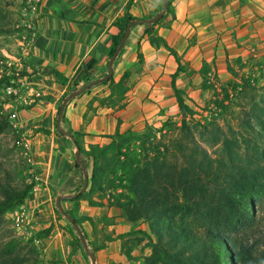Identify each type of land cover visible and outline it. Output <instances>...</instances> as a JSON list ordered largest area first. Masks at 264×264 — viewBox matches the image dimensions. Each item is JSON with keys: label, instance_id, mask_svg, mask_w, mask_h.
Segmentation results:
<instances>
[{"label": "crops", "instance_id": "crops-1", "mask_svg": "<svg viewBox=\"0 0 264 264\" xmlns=\"http://www.w3.org/2000/svg\"><path fill=\"white\" fill-rule=\"evenodd\" d=\"M26 2L23 11L26 16L22 21L27 29L20 41L22 55L14 62L17 71L7 87L14 90L11 92L14 98L11 97L8 105L21 134L31 146L37 177L22 207L34 225L46 230L51 228L43 236L41 231L35 235L33 245L35 251L41 253L42 260L34 262L92 264L83 244L73 247L75 234L69 226H59V223L65 226L70 221L66 216L67 219L61 218L54 203L59 195L74 196L82 190L85 174L89 179L88 189L92 160L86 168L76 166L77 146L69 135L57 133L56 117L58 103L66 94L109 74L112 35L119 31L115 22L124 14L128 0ZM161 3L162 0H134L130 12L141 19H150L160 13ZM172 5L173 13L167 14L155 28L158 35L179 52L186 65V71L176 78L177 87L185 91L190 83V80L185 81L186 74L192 77L188 62L194 66L199 63L200 67L203 63L208 67L212 64L210 67L215 69L217 61L219 72H224L225 47L233 45L231 31L236 30L239 36L244 35L242 40H246L252 36V26L255 32L264 30V0H172ZM146 23L132 24L122 51L113 62L115 81L126 71L130 72L125 107L104 101L112 88L109 82L101 80L67 102L64 108L65 127L82 132L87 148L91 144L108 142L107 136L118 127L121 132L133 128L147 118L150 111L178 106L172 87V75L178 63L164 46L151 44L145 33ZM205 32L204 38L202 33ZM217 32L222 34L223 41L216 39ZM204 45L210 47L212 53L203 55L200 47ZM139 50L143 53V62L138 59ZM94 199L100 200L96 196ZM102 203L91 205L86 197L62 200L65 210L82 218L81 226L90 240L107 233L115 237L131 230L132 225L122 217L120 208L111 205L108 198L102 199ZM105 218L110 222H105ZM137 228L149 231L145 225ZM121 244L122 239L116 238L108 242L95 253L96 264L125 262L127 257Z\"/></svg>", "mask_w": 264, "mask_h": 264}, {"label": "trees", "instance_id": "trees-1", "mask_svg": "<svg viewBox=\"0 0 264 264\" xmlns=\"http://www.w3.org/2000/svg\"><path fill=\"white\" fill-rule=\"evenodd\" d=\"M133 3L134 0H128L124 14L115 22L119 31L112 35L111 58L120 47L129 24L141 23L142 19L130 12ZM173 9L172 0H168V7L162 18L154 23H146L145 33L153 46H164L176 58L178 67L172 75V87L184 118L181 129L185 132L184 137L192 141L193 130L186 123V117L194 115L195 110L186 102L185 90L176 85V78L181 72L186 71V65L182 62L179 52L164 37L158 35L155 28L167 14L173 13ZM0 31H5L1 24ZM123 47L124 44L115 59L118 58ZM138 59L140 62L144 61L141 50L138 51ZM208 69V65L205 64L202 71L207 74ZM129 76L130 72L126 71L119 81H115L113 76L103 80V83L109 82L112 88L110 96L104 101H108L113 106L125 107L124 100L130 89ZM3 82L4 79H0V84ZM98 82L92 81L90 85ZM87 89L88 87L84 91ZM70 93L61 100L57 116L63 100ZM81 93L74 95L70 100ZM66 121L64 110L60 120L56 117V131L62 136L66 135V131L75 136L73 141L81 150L80 161L76 162V166L86 168L88 161L92 160L88 189L85 192L79 190L72 199L86 197L91 205H103L101 199L98 201L94 197L99 195L100 198H104L108 188H122L125 191L114 194L110 204L120 208L122 217L132 223V229L128 232L120 233L115 237L112 233H108L101 241L90 240L81 226L82 218H76L69 210H65L63 214H68L80 225L89 250L96 253L116 238L123 240L122 248L124 247L128 261L111 264H264V230L261 228V225H264V216L256 215L258 200L261 202L264 197L262 170H255L251 164L245 165L241 160L237 167L231 164L233 166L231 170H236L237 176L236 173L233 174L223 168L224 165L229 166L224 158H212L205 150L201 151L203 157L198 158L200 149L196 146V142H194L196 148L190 153L185 164L169 162L162 151L154 146L152 138L155 136L149 133L152 129L138 134L131 129L121 132L118 127L113 134H109L110 143L103 146L91 144L90 148L86 149L82 140L83 133L66 128ZM7 127L9 125L2 117L0 132ZM215 127L212 134L217 141L221 139L220 135L223 132L218 126ZM223 143L229 160L233 161L235 155L239 153L236 145L228 138H225ZM215 161L221 165L220 169L224 170L222 174L227 179L224 182L226 185L215 181V178L212 186L203 181L202 172L213 167ZM241 175L244 179L240 178ZM220 177L216 176L217 179ZM33 186V183H26L23 186L14 184L10 169L5 168L4 176H0V217L23 204ZM104 220L110 222L107 218ZM141 221L149 222L150 232L137 229ZM71 228L72 233L75 234V226ZM50 231L51 228L41 235ZM128 239L137 243L146 240L151 253L145 256L143 261H139L132 254L133 247L126 248ZM82 244L80 234H75L73 247ZM13 248L11 245L5 249L8 252ZM32 249L35 250V247L33 246ZM4 254L0 253V264H22L28 259L26 256H10L11 254L3 256Z\"/></svg>", "mask_w": 264, "mask_h": 264}, {"label": "rangeland", "instance_id": "rangeland-1", "mask_svg": "<svg viewBox=\"0 0 264 264\" xmlns=\"http://www.w3.org/2000/svg\"><path fill=\"white\" fill-rule=\"evenodd\" d=\"M26 1L0 0V24L5 30L0 31V79H4V82L0 84V119L5 118L9 125L7 129L0 132V176H4L5 168H9L14 184L19 186L26 183L35 185L36 183L33 152L21 134L19 126L15 123L14 112L10 111L11 107L8 103L11 101L12 93H8L7 87L11 85L10 79L17 71L14 62H17V57L22 55L20 41L26 33H24V29H27L22 21V18L26 16L23 13ZM254 28L255 26H252V31H250L252 36L250 35L246 40H242L245 38L244 35L239 36L236 30L231 31V44L233 43V45L225 47L227 64L225 61L224 72H219L217 61L214 64L215 69L210 67L212 64H209L208 74L202 71L205 63L200 67L199 63L194 66L188 62L187 66L192 69L193 74L192 77L186 74L185 81L189 82L190 80V83L186 86L184 97L189 106L195 110L194 115L186 117V123L193 130L194 140L191 141L184 137L185 132L181 129L184 118L180 113L179 106L175 109L169 107L156 112L150 111L147 118L141 119L130 129L135 130L138 134L152 129L149 133L155 136L152 138L154 146L162 151L169 162L185 164L190 153L197 146L200 149L198 158L203 157L201 156L203 150L212 158H224L229 166L224 165L223 168L225 167L233 174L236 173L237 176V171L231 170V164L233 163V166L237 167L241 160L243 164H251L255 170L264 172V30L259 33V31L255 32ZM217 33L216 39L223 41L222 34ZM202 34L204 38L207 36L206 32ZM200 50L203 55L212 53V49L206 45L200 47ZM215 126H218L223 132L220 135L221 139L217 141L212 134ZM107 137L109 141L100 144L101 146L111 142L109 135ZM225 138L233 142L239 151L233 161L229 160L228 152L224 147L223 140ZM194 142H196L195 147ZM83 144L86 149L91 146L89 145L87 148L86 143L83 142ZM220 167L221 165L215 161L213 167L202 172L203 181L210 186H212L214 178L220 183L226 182L227 179L222 174L224 170ZM216 176H219L220 179H217ZM240 178L244 179V176L241 175ZM122 191L125 190L108 188L104 198L111 200L114 194ZM96 197L104 199L99 195ZM258 197L260 198V196ZM54 203L61 218L67 219L59 209L57 199ZM17 210L22 212V204L0 217V253H5L3 256L10 254V256H26L30 260L22 264H35L34 260L41 261L42 257L39 251L36 250V252L32 249L35 244L34 237L46 229L34 225L27 213L24 214L25 222L18 226L14 217V212ZM256 215L257 217L264 216V197L261 202L258 200ZM130 224L132 225V223ZM140 225H145L150 232L148 221H141L138 223V226ZM59 226L61 228L69 226V230L72 232L71 226L74 225L68 222L65 226L59 223ZM261 228L264 230V225H261ZM75 231V234L79 235L76 229ZM103 237L104 234L100 236L99 241ZM126 243V248L133 247L132 254L139 261H143V258L151 253V248L146 245V240L137 243L128 239ZM10 244L14 248L7 252L5 248L10 247ZM122 249L124 252V247ZM146 252L149 254L146 255ZM127 261L128 258L125 262Z\"/></svg>", "mask_w": 264, "mask_h": 264}, {"label": "water", "instance_id": "water-1", "mask_svg": "<svg viewBox=\"0 0 264 264\" xmlns=\"http://www.w3.org/2000/svg\"><path fill=\"white\" fill-rule=\"evenodd\" d=\"M167 7H168V0H163V9H162V11H161L159 14H157L156 16H154L153 18H150V19H142L141 22H142V23H146V22L154 23V22L158 21L159 19L162 18V16H163L164 13L166 12ZM131 26H132V23L129 24V26H128V28H127V31H126V33H125L123 39H122V42H121L120 47L115 51L113 57L111 58V60H110V62H109V68H110V72H109V74H108L105 78H103V79H101V80H106V79H109L110 77L113 76V62H114V60H115L117 54L119 53L120 48H121L122 45L126 42L128 36H129V34H130ZM101 80H97V81H101ZM89 86H91V85H88V86L83 87V88H81V89H79V90H76V91L71 92V93H70V94H69V95L63 100V102H62V104H61L60 112H59V115H58V119H59V120L61 119L62 113H63V111H64V108H65L67 102H68V101H69L74 95H76V94H78V93H80V92H83V91H84L87 87H89ZM66 134L69 135V136L75 141V136H74V135L70 134V132H68V131H66ZM80 155H81V150H80V147L77 145V151H76V159H77V161H80ZM88 181H89V179H88V175L85 174V182H84V186H83V189H82L83 192H85L86 189H87ZM76 195H77V194H76ZM76 195H74V196H76ZM74 196L59 195V196L57 197V205H58L59 209H60L62 212H65V209L63 208V205H62V200L65 199L66 197H68V198H73ZM65 216H66V217L69 219V221L75 226L77 232H80L79 234H80V237H81L82 243H83V245L85 246L86 250H87L88 253H89V256H90V258H91L92 264H96V254H95L94 251H91V250L88 249V247H87V245H86L85 237H84V235L81 233V230H80L79 225H78L77 223H75L74 219H72L68 214H65Z\"/></svg>", "mask_w": 264, "mask_h": 264}, {"label": "built area", "instance_id": "built-area-1", "mask_svg": "<svg viewBox=\"0 0 264 264\" xmlns=\"http://www.w3.org/2000/svg\"><path fill=\"white\" fill-rule=\"evenodd\" d=\"M12 91L14 90L11 87H8V92L11 93ZM35 178L37 179L36 176ZM24 214H25V210H22V212L18 210L14 212V217L16 219V223L18 226H21L25 222Z\"/></svg>", "mask_w": 264, "mask_h": 264}]
</instances>
